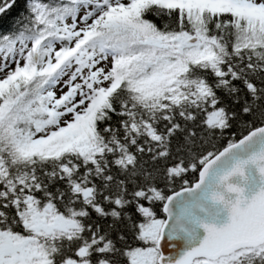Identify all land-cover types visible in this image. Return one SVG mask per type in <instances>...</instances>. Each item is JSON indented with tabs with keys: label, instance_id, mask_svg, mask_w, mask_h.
<instances>
[{
	"label": "snow or ice",
	"instance_id": "obj_1",
	"mask_svg": "<svg viewBox=\"0 0 264 264\" xmlns=\"http://www.w3.org/2000/svg\"><path fill=\"white\" fill-rule=\"evenodd\" d=\"M0 264H264V0H0Z\"/></svg>",
	"mask_w": 264,
	"mask_h": 264
}]
</instances>
